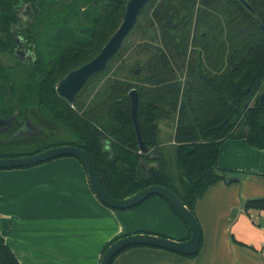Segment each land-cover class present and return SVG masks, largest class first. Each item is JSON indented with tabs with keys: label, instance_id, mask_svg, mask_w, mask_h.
<instances>
[{
	"label": "trees",
	"instance_id": "obj_1",
	"mask_svg": "<svg viewBox=\"0 0 264 264\" xmlns=\"http://www.w3.org/2000/svg\"><path fill=\"white\" fill-rule=\"evenodd\" d=\"M126 1L0 0V117L17 111L12 120L16 122L1 131L0 156L76 145L91 156L111 196L122 198L146 185L163 184L194 213L196 200L209 186L239 180L240 173L227 180L234 171L217 164L224 139L243 138L264 147V105L259 101L264 82V0H245L251 8L241 0H149L138 17L144 12L148 25L143 33L151 40L135 45L145 58L134 61L123 75H107L90 102L82 101L80 95L91 81L107 74L118 49L69 102L57 92V80L99 52L121 22ZM20 8L23 20L17 16ZM16 36L23 40V49L33 51V58L18 59ZM4 55L15 56V62L7 64ZM118 64L125 67L123 60ZM134 68L139 72L134 74ZM130 88L138 92L137 119L146 152L138 146ZM25 119L29 129L19 125ZM172 120L176 123L171 157L161 146L159 133L160 123ZM63 133L69 136H58ZM244 208L264 209V198H249ZM117 237L105 242L101 254ZM136 246L151 245L127 246L110 264L121 251ZM168 251L186 257L197 253ZM0 264H19L1 233Z\"/></svg>",
	"mask_w": 264,
	"mask_h": 264
},
{
	"label": "crops",
	"instance_id": "obj_2",
	"mask_svg": "<svg viewBox=\"0 0 264 264\" xmlns=\"http://www.w3.org/2000/svg\"><path fill=\"white\" fill-rule=\"evenodd\" d=\"M217 164L234 171L227 180L240 173L239 180L218 181L196 200L202 241L194 257L136 246L111 264H264V209L244 208L247 199L264 198V147L224 139ZM132 232L189 234L159 195L127 209L104 205L73 156L0 169V233L19 264H98L106 241Z\"/></svg>",
	"mask_w": 264,
	"mask_h": 264
},
{
	"label": "water",
	"instance_id": "obj_3",
	"mask_svg": "<svg viewBox=\"0 0 264 264\" xmlns=\"http://www.w3.org/2000/svg\"><path fill=\"white\" fill-rule=\"evenodd\" d=\"M148 1L149 0H127L125 2L124 14L121 22L102 45L99 52L81 65L71 68L57 80L56 90L61 96L65 97L69 102H72L86 80L92 74L101 71L106 66L108 61L121 47L124 38L135 25L141 8ZM241 1L248 8H251L245 0ZM17 13L20 20L25 19L23 8L18 9ZM15 27H17V25H15ZM16 42L15 54L18 59L25 60L33 58V51L30 50L26 52V50L22 48L23 40H20L19 36H16ZM138 71L139 69L136 68L134 74L138 73ZM128 95L130 97V114L136 132L138 146L141 151L146 152L147 146L142 139L137 119L138 92L136 88H130L128 90ZM259 101L264 105V89L259 93ZM16 113L17 111L7 118L0 117V123L13 120ZM26 122L29 123L25 119L21 126H24ZM156 152H159V150L157 149ZM152 154L153 153H151V155ZM63 155L75 156L80 160L86 171L93 194L103 204L114 209H127L140 203L150 195H159L165 198L175 208L189 228V236L184 239H175L153 232H132L121 235L109 243L102 252L98 264H110L117 252L130 245H151L185 255L195 254L198 251L202 238L200 224L195 214L175 192L163 184H149L122 198L113 197L102 186L91 156L79 146L58 144L31 154L0 156V169L29 166ZM151 164L155 163L151 162ZM144 169H147V166H145Z\"/></svg>",
	"mask_w": 264,
	"mask_h": 264
},
{
	"label": "rangeland",
	"instance_id": "obj_4",
	"mask_svg": "<svg viewBox=\"0 0 264 264\" xmlns=\"http://www.w3.org/2000/svg\"><path fill=\"white\" fill-rule=\"evenodd\" d=\"M137 24L138 25H135V27H133L131 29V31L124 38V40L121 44V47L119 48L118 54L116 56H114L113 59H111V63L108 67L107 74L102 75L100 81H98V79H93L91 81V83L84 89L83 93L80 95V99L82 101H85L86 103L90 102L89 100H90L92 94L97 90V88H99V84L101 83V85H104L106 83L107 75L112 76V77L117 76L118 74L123 75L124 72H126L128 70V68L134 66L133 65L134 61H136L137 59H144L145 58L146 54L141 51L140 47L135 46L136 44L138 45L139 43H142L145 39L151 40L149 33H147V34L143 33L144 32L143 28L144 27L146 28L148 25V22H147V19L145 18L144 12H142V14L139 15ZM24 50H26V52L30 51V49H28V48H24ZM121 60L124 61L125 67L123 65V67L120 68L119 64L117 66H115L116 61L121 63ZM4 61L7 62V64L8 63H14L15 62V56L4 55ZM134 69H133V71H134ZM263 89H264V82H263L261 91ZM166 123L167 124H165L164 121L160 123L159 140H160V144L163 147V149L167 152V154L169 156L172 157L173 152H174V147H175V142L173 140V132H174L175 127H174L173 123H176V121L175 120L166 121ZM1 133H3V132L0 131V134ZM2 136H3V134L0 135V137H2ZM58 136L59 137H62V136L68 137L69 134L63 133V134H60ZM49 138H47L46 141H48ZM40 142H42V141H40ZM40 142H37V143L39 144ZM32 144H34V143H32ZM32 144L21 143L19 145L22 147H26V146H30Z\"/></svg>",
	"mask_w": 264,
	"mask_h": 264
},
{
	"label": "flooded vegetation",
	"instance_id": "obj_5",
	"mask_svg": "<svg viewBox=\"0 0 264 264\" xmlns=\"http://www.w3.org/2000/svg\"><path fill=\"white\" fill-rule=\"evenodd\" d=\"M15 122L16 121H12L11 120V121H6V122L0 123V131L8 130ZM22 122L19 124L20 126H21ZM21 127L29 129L32 126L29 123L26 122L25 125L24 126H21Z\"/></svg>",
	"mask_w": 264,
	"mask_h": 264
}]
</instances>
